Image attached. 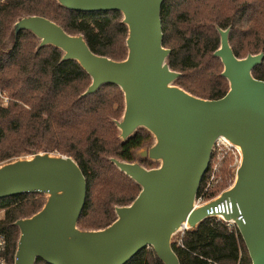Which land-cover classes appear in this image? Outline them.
I'll return each mask as SVG.
<instances>
[{
    "label": "water",
    "instance_id": "1",
    "mask_svg": "<svg viewBox=\"0 0 264 264\" xmlns=\"http://www.w3.org/2000/svg\"><path fill=\"white\" fill-rule=\"evenodd\" d=\"M165 0H56L84 12L118 11L126 26V55L121 60L95 54L82 34L66 32L38 15H21L9 30L13 44L20 30L36 38V49L53 46L61 61L74 60L89 75L80 97L102 85L117 86L123 111L114 120L120 141L143 128L150 143L134 150L133 161L110 158L140 188L127 205L114 206L115 218L98 229L77 220L86 198L84 175L67 154L31 150L0 162V199L24 193L44 195L42 206L13 222L18 229L13 264H125L151 248L161 264H180L172 237L195 230L207 211L228 196L233 221L251 264H264V81L252 75L263 52L238 58L229 44L230 27H216L219 45L212 55L222 64L226 93L217 99L195 96L175 84L180 73L167 63L162 45L161 6ZM217 138L238 150L233 183L201 204L195 196ZM156 162L144 167L139 159ZM241 216V218H238Z\"/></svg>",
    "mask_w": 264,
    "mask_h": 264
},
{
    "label": "trees",
    "instance_id": "2",
    "mask_svg": "<svg viewBox=\"0 0 264 264\" xmlns=\"http://www.w3.org/2000/svg\"><path fill=\"white\" fill-rule=\"evenodd\" d=\"M21 15L43 16L66 32L82 34L92 52L121 60L126 55V26L118 11L84 13L56 0H0V162L31 150L46 149L70 155L86 183V198L77 220L82 229H98L115 218L114 206L129 204L139 186L110 161L134 160V150L150 143L145 129L120 141L114 120L123 111V94L112 84L80 97L89 75L74 60L61 61V51L47 45L36 49L37 38L20 30L14 43L9 30ZM216 27H230L229 44L238 58L263 52L252 75L264 81V0H165L161 6L162 45L170 50L169 67L180 73L175 84L205 98L222 97L227 80L222 64L212 55L219 45ZM7 97L6 103L2 96ZM146 168L152 163L139 159ZM210 192L223 189L231 177L226 164ZM206 177H202L196 194ZM44 195L24 193L0 199L4 218L7 264H13L18 229L13 222L36 212ZM182 246L171 245L180 264H251L237 230L207 218L185 231ZM35 264H49L37 259ZM125 264H161L151 248L137 252Z\"/></svg>",
    "mask_w": 264,
    "mask_h": 264
},
{
    "label": "built area",
    "instance_id": "3",
    "mask_svg": "<svg viewBox=\"0 0 264 264\" xmlns=\"http://www.w3.org/2000/svg\"><path fill=\"white\" fill-rule=\"evenodd\" d=\"M231 152L236 158H239L238 150L232 146L230 143H228L223 138H217L212 146L211 149V155H210V161L208 164V168L205 172L206 177L203 181V184L201 185V188L199 192L195 196V203L201 204L211 198H214L218 196L221 191L224 189L214 193L212 196H209L210 192H214V188L218 181L220 180V177L218 175L219 169H220V161L223 156V153ZM204 174V175H205ZM203 175V176H204ZM228 188V187H227ZM225 188V189H227ZM232 211V204L231 199L228 196L225 200H222L218 204H216L213 207H210L207 213L211 216V218H215L217 220H220L223 222L228 229L230 230H237L235 223L233 221L225 222L222 220V218L219 216V214H229ZM4 218V209L0 208V222ZM238 218H241L239 216ZM185 232V229L179 230L174 236L173 239L177 242L178 245L182 246V235ZM150 248V247H149ZM0 264H7L6 260V239L4 233L0 230Z\"/></svg>",
    "mask_w": 264,
    "mask_h": 264
},
{
    "label": "rangeland",
    "instance_id": "4",
    "mask_svg": "<svg viewBox=\"0 0 264 264\" xmlns=\"http://www.w3.org/2000/svg\"><path fill=\"white\" fill-rule=\"evenodd\" d=\"M6 101H7V97H5V95H3L2 96V102L3 103H6ZM140 129H143V128H140ZM142 159H144V158H142ZM238 159L239 158L238 157L236 158L231 152L223 153V156H222L221 161H220V169H219L218 175H219V177H221L220 170H221L222 165H224V164H226L227 169L229 170V172L231 174V177L228 180L227 185L223 189L229 187L233 183V180H234V170H235V168H236V166L238 164ZM146 160H148V159H146ZM150 162L152 163L151 166H155L157 164L156 162H152V161H150ZM172 239H173V237H172Z\"/></svg>",
    "mask_w": 264,
    "mask_h": 264
}]
</instances>
